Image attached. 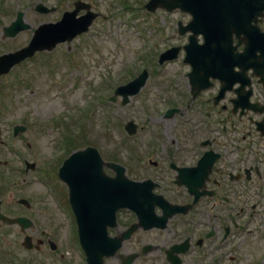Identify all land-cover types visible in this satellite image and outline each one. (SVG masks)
Instances as JSON below:
<instances>
[{"label":"flooded vegetation","instance_id":"obj_1","mask_svg":"<svg viewBox=\"0 0 264 264\" xmlns=\"http://www.w3.org/2000/svg\"><path fill=\"white\" fill-rule=\"evenodd\" d=\"M237 17L248 25L246 14ZM257 24L264 33V13ZM248 63L228 70L223 64L195 98L186 83L190 103L177 106L172 123L161 118L165 138L131 146V179L149 181L150 195L141 199L136 190V206L118 209L113 219L92 216L107 215L113 203L86 212L93 264H264V53L254 52ZM19 208L12 213L32 221L31 253L40 252L41 241L44 264L56 257V264H88L75 213L65 254L57 252L56 236L39 237V199Z\"/></svg>","mask_w":264,"mask_h":264},{"label":"rangeland","instance_id":"obj_2","mask_svg":"<svg viewBox=\"0 0 264 264\" xmlns=\"http://www.w3.org/2000/svg\"><path fill=\"white\" fill-rule=\"evenodd\" d=\"M72 1L0 0V56L25 47L38 25L59 21L64 11L73 8ZM82 1L91 5V11L102 15L93 21L89 32L72 43H62L52 51L38 53L0 80V164L5 160L10 163L9 159L19 163V159H16L21 152L22 157L28 161L35 160L40 168L29 176H16L10 166L0 168L3 209L9 214L22 196L38 198L43 207L44 219L38 221L37 228L46 230L48 227L50 233L58 232L56 238L61 240V250L68 241L69 221L55 207L56 197H62L63 188L66 190L55 176L57 168L72 152L64 150L65 142H74L70 144L73 151L85 149L88 145L97 148L103 165L114 162V168L125 166L131 179L129 145L156 138L149 131L148 120L156 123V131L159 132L162 124L157 118L159 110L177 100V92L169 87L175 74L182 76L181 82L176 84L182 86L191 83L190 77L184 76L188 66L182 63L185 54L180 51L176 59L166 61L160 70L158 66L150 67L142 91L129 97V104L123 106L121 97H116L114 103L108 101V97L113 94L110 88L127 83L130 77H125L126 74L132 73L131 77H134L137 69L141 70V56L145 52L158 55L174 46H185L188 34H179L177 30L181 23L178 22L181 21L184 26L191 18L179 11L178 7L169 10V13L164 9L149 13L144 9L149 0H127L134 11H125L118 0ZM37 2L44 3L46 7L56 6L57 10L40 14L35 11ZM154 5L160 6L161 3ZM17 11L24 12L31 28L13 39L4 38V26H9L15 20ZM136 86L129 94L134 93ZM105 88L109 90L105 91ZM101 97L103 102L100 101ZM129 120L139 125L137 134L131 138L124 130ZM18 123L25 125L28 130L14 137L12 128ZM104 170L108 175H114L112 170ZM45 177L54 183L49 181L47 184ZM9 180L12 182L10 185ZM52 185L58 186L57 191ZM22 240L23 236L16 226H2V264H16L13 261L15 257H31L22 248ZM244 253L249 258L254 256L250 255V248L244 249ZM44 255L47 256L46 253ZM58 258L52 264H56Z\"/></svg>","mask_w":264,"mask_h":264},{"label":"water","instance_id":"obj_3","mask_svg":"<svg viewBox=\"0 0 264 264\" xmlns=\"http://www.w3.org/2000/svg\"><path fill=\"white\" fill-rule=\"evenodd\" d=\"M156 2L163 3V0H151L147 5L148 10L156 9ZM256 2V0H254ZM165 7L172 11L174 7L183 8V10H189L190 8H186L187 5L181 3V0H171L168 3H164ZM37 9L40 12L47 13L49 9L43 7L42 4L37 6ZM212 14V13H211ZM75 12H70L65 14L63 20L59 21L57 24L48 23L47 25H41L36 31L33 37L32 42L29 46L24 48L23 50L17 51L15 53L4 54V56L0 57V76L8 72L12 67H14L17 63H20L22 60H25L27 57L33 56L38 50H52L58 43L71 41L77 34L86 31L90 23L92 22L93 17L86 19H79L78 22H74L75 20ZM194 21L190 23L189 26H201L204 23L212 22V21H204L198 19L201 14L195 10L193 11ZM25 15L21 12L17 14V19L9 26L5 27V36L7 37H15L19 32L30 28L27 23L24 22ZM88 18V17H87ZM188 28H185V30ZM191 31L194 32V35L190 38V44L185 46L186 49V60L191 63L196 69V73L202 71V66L205 65L210 56L216 59L218 53L216 52V48L219 45H222V52L224 56L230 55V45H232V37L233 33L237 36L240 35L241 31L246 30L244 28H218V29H210L202 26L201 29L191 27ZM185 30H180L182 33ZM198 34H203L206 43L204 45H199L196 42V36ZM180 50L179 47H174V49H169L164 52L161 56V62L164 60L174 59L178 56L177 52ZM247 51V49H246ZM248 52V51H247ZM143 75H141L137 80L130 82L127 86L119 87L117 93H123L126 89L130 88L133 85H137L135 91L139 92L140 87L144 84L146 80V74H144V79L141 80ZM127 101V99L125 100ZM103 162L95 148L88 147L85 151H78L71 158L66 160L65 165L61 169V177L64 181H68L72 184L75 189L81 184V187H87L89 190L88 194H92V188L94 190L101 187H108L110 184L115 183L116 181H110L108 178L103 175L102 171ZM68 171H75V173H71ZM123 171V170H122ZM74 174L72 177L71 175ZM121 175V174H120ZM122 178V176H121ZM123 184V191H128L131 189L133 185L131 182L126 179L121 180ZM119 182V181H117ZM86 189V188H84ZM128 198V197H125ZM0 218H4L0 213ZM15 220H9V222H14ZM17 222L19 224L23 223V219H18Z\"/></svg>","mask_w":264,"mask_h":264},{"label":"bare ground","instance_id":"obj_4","mask_svg":"<svg viewBox=\"0 0 264 264\" xmlns=\"http://www.w3.org/2000/svg\"><path fill=\"white\" fill-rule=\"evenodd\" d=\"M224 1V0H223ZM223 1H220V3H221V6H223ZM190 2H192V0H190ZM264 2V0H262V2L261 3H263ZM230 72V71H229ZM204 84H205V82H203Z\"/></svg>","mask_w":264,"mask_h":264}]
</instances>
